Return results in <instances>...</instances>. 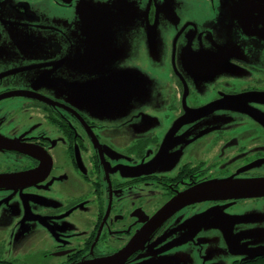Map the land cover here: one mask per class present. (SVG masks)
Returning <instances> with one entry per match:
<instances>
[{"label": "flooded vegetation", "instance_id": "1", "mask_svg": "<svg viewBox=\"0 0 264 264\" xmlns=\"http://www.w3.org/2000/svg\"><path fill=\"white\" fill-rule=\"evenodd\" d=\"M109 15L123 17L134 61L110 64L127 55L123 43L82 70L84 56L104 54L94 38L110 27ZM95 73L110 83L94 82ZM94 86L133 89L135 114L86 115L95 100L85 102L78 88ZM159 90L161 116L152 112L156 101H142ZM117 131L128 140L111 138ZM263 179L264 0H0V247H27L0 254V264L108 258L178 194ZM244 202L264 197L178 210L121 264L211 241L239 251L234 238L246 211L236 206ZM214 206L221 211L207 227L186 228ZM29 247L35 252L25 258ZM192 264L216 261L198 254Z\"/></svg>", "mask_w": 264, "mask_h": 264}, {"label": "rangeland", "instance_id": "2", "mask_svg": "<svg viewBox=\"0 0 264 264\" xmlns=\"http://www.w3.org/2000/svg\"><path fill=\"white\" fill-rule=\"evenodd\" d=\"M39 4L42 2H38ZM126 12V11H125ZM127 13V12H126ZM130 13V12H129ZM129 15V14H128ZM105 20L110 21V27H101L99 29L102 30L101 34L94 38L95 41L100 40L101 41V49L104 50V54L100 55L96 49L92 51V58H88L87 56H84V59L80 61V64L82 65V70L86 69L87 67L92 68V66L87 62H97L101 59L102 56H106L107 52H111L113 49H115L114 52L117 54L120 53L123 50V43L126 44L125 49L126 53L127 50L130 51L129 48H131L134 45V41L130 39V35L128 34L127 36L123 37L124 29L119 28V22L122 18H116L113 16H104ZM127 19V18H125ZM4 34V33H3ZM2 34V35H3ZM77 48V46H74ZM147 56H144V61H146ZM81 57L78 58L80 60ZM107 60V57L104 58ZM128 61H134V54L133 53H127V55H121L119 58L118 56L114 57V60H110V64L112 65H117V67H120L124 65V63H127ZM191 60L188 61V66L191 68L193 65ZM204 66V65H202ZM64 67V66H63ZM207 72H213L214 69L210 71L208 69L209 67H205ZM196 69L198 67L196 66ZM199 70H196L198 72ZM223 74H226L222 72ZM239 73V72H238ZM102 75V73H100ZM99 73H95L94 76H98V79L95 80L94 82H102L105 81L103 76H101ZM121 74H114L116 78H119ZM234 76H237L238 74L236 72L233 73ZM78 78H82L80 73H78ZM134 77L132 76V79ZM145 79L149 80L151 79L150 76H145ZM214 77L211 79L213 80ZM119 80V79H117ZM160 82V80L158 79ZM66 83H69V80L65 81ZM106 82V81H105ZM208 82V83H212ZM110 83V81L106 82ZM154 83V81H153ZM79 82H77V85ZM158 83H154L153 85H157ZM139 90V89H138ZM78 94L79 97L82 99H89V96L94 98V102L92 103V108L93 113H85L89 117L93 115H113V116H131L134 115V106H136L135 103H133L134 100H138L137 98L135 99V92L133 89L126 90L125 92L121 90L120 88L113 89L112 87H99V86H94L92 88L88 89H79L78 88ZM139 95V94H138ZM143 95V94H142ZM165 91H160L159 90V95L155 94L154 99L150 96H145V99L142 100L144 102H150V101H156V104L158 106V111H152L154 112L153 114H156L157 116L164 115V109L166 106V98H165ZM80 99V98H79ZM129 99H134L130 101ZM178 102V99L176 100ZM176 103V102H175ZM139 105V104H138ZM176 105H179V103H176ZM91 106V103H90ZM140 107L142 109L147 106L145 104H140ZM104 112V113H103ZM103 122V121H102ZM112 125V124H111ZM121 136V137H120ZM111 138H125L126 140L127 137L124 135H121V131H117V136L110 135ZM176 157V152L173 151L171 154ZM179 155V153H178ZM154 163V158L148 162V165L151 166ZM219 207L214 206L212 208H208L206 210H203V212L197 216V218L191 222H189L186 226L187 229H190L197 224H199V227H207L209 224H203V222H209L214 219V214L220 212L221 210L218 209ZM236 209L239 211H246V213H242L240 216H238V219L242 218V222L239 223V228L238 230L241 232V234L237 235L234 238V241L236 243H239L242 245L245 249V251H249L247 254H241L242 248L238 247L239 251L237 250L236 247H233L232 249H228L227 247H217L216 241H211L207 243L206 247H186L182 249L181 251L177 253H172V254H163V255H150L147 257L145 262H138L137 264H192L194 260L195 255H202L204 256L205 259H209L211 261H216V264H231L234 261H243L249 257L253 253L257 252H262L264 251V202H260L258 204L254 203H249V202H244L240 203L236 206ZM233 227V223L230 226V230ZM236 232V230H235ZM208 233V232H207ZM206 233V234H207ZM213 235V234H212ZM213 237V236H212ZM209 245V247H208ZM25 248L27 247H0V254L4 256V254H7L9 252L14 253V255H24ZM199 250H198V249ZM176 249H181V247H178ZM34 251V247H29L28 250L25 253V258H27V254L30 251ZM238 251V252H237ZM2 258V256H0Z\"/></svg>", "mask_w": 264, "mask_h": 264}, {"label": "water", "instance_id": "3", "mask_svg": "<svg viewBox=\"0 0 264 264\" xmlns=\"http://www.w3.org/2000/svg\"><path fill=\"white\" fill-rule=\"evenodd\" d=\"M25 152L35 158H39L37 154L28 153V151ZM255 197H264V179L236 184L225 182L212 183L202 187L190 189L186 192L178 194L176 197L167 202L153 216L149 223L141 229V231L134 237V239L128 244V246L122 249L120 252L111 257L84 264H121L131 254L139 249V247H136V245L139 242H142V240H144L150 234L151 230L158 227L170 215L186 206L199 202L240 200ZM170 248L171 247H166L158 251L156 254L166 252ZM247 253H249V251L246 252L245 249H243V253L241 254ZM263 255L264 251L253 253L251 257L243 261L251 260L256 256Z\"/></svg>", "mask_w": 264, "mask_h": 264}, {"label": "trees", "instance_id": "4", "mask_svg": "<svg viewBox=\"0 0 264 264\" xmlns=\"http://www.w3.org/2000/svg\"><path fill=\"white\" fill-rule=\"evenodd\" d=\"M231 264H264V255L263 256H256L251 260L247 261H235L232 262Z\"/></svg>", "mask_w": 264, "mask_h": 264}]
</instances>
